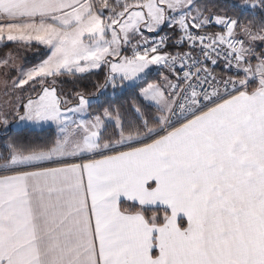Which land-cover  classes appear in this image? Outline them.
I'll use <instances>...</instances> for the list:
<instances>
[{"label":"snow or ice","instance_id":"1","mask_svg":"<svg viewBox=\"0 0 264 264\" xmlns=\"http://www.w3.org/2000/svg\"><path fill=\"white\" fill-rule=\"evenodd\" d=\"M0 46V128L55 126L0 151V264H264V0H0Z\"/></svg>","mask_w":264,"mask_h":264},{"label":"trees","instance_id":"2","mask_svg":"<svg viewBox=\"0 0 264 264\" xmlns=\"http://www.w3.org/2000/svg\"><path fill=\"white\" fill-rule=\"evenodd\" d=\"M210 3L223 5L229 0H209ZM231 15V13H229ZM8 48H4L6 51ZM40 59V55L38 57L31 56L30 58H25V62L23 63L22 67L28 68L33 66L35 63H38ZM104 76L103 73L98 74L97 76H93L90 80L82 81L83 85H87L89 92H94L95 89L92 87L97 81L103 82ZM150 80L152 81V74H150ZM66 90H70L72 88V84L69 81L64 85ZM109 90V89H108ZM107 98L115 102L116 105H123L125 108L128 106L130 102L129 98L122 93L115 94L114 96H110L107 94ZM54 134V130L50 128H46L42 131H32L27 128H21V130H13L9 129L7 133L2 134L0 132V151H3L4 146L8 143L11 139H17L23 143H31V142H43L52 137Z\"/></svg>","mask_w":264,"mask_h":264},{"label":"rangeland","instance_id":"3","mask_svg":"<svg viewBox=\"0 0 264 264\" xmlns=\"http://www.w3.org/2000/svg\"><path fill=\"white\" fill-rule=\"evenodd\" d=\"M9 55L14 56L17 67H21V65L23 63V58H30L31 56L38 57L40 55V53L34 48L25 49V48H17L15 46L10 47L6 51H4V47L0 46V61H3ZM17 60H18V62H17ZM19 60H20V62H19ZM154 74H157V73L155 72ZM156 78H157V80L160 78L159 74H158V76ZM0 84H3V83H0ZM9 85H10V87H8V89L11 88V81L8 82L7 86H9ZM107 94L110 95V96H114L112 94V89L111 88H109V90L107 91ZM116 94H119V92L116 93ZM11 99H12V96H11L10 92L6 91V89L5 90L4 89H0V104H3L5 102H7V101H10ZM17 124H18V122H11L10 129L21 130V128H26L23 125H20L18 127ZM46 128H48V127L45 126V128L43 130H45ZM50 129L55 131V126H52V128H50ZM37 131H42V130H37ZM0 132L2 134L7 133L3 128H0Z\"/></svg>","mask_w":264,"mask_h":264},{"label":"crops","instance_id":"4","mask_svg":"<svg viewBox=\"0 0 264 264\" xmlns=\"http://www.w3.org/2000/svg\"><path fill=\"white\" fill-rule=\"evenodd\" d=\"M170 34V33H169ZM35 49V48H34ZM25 58H23V63H24V60ZM17 62H18V60H17ZM19 62H20V60H19ZM23 63H22V65H23ZM22 65H21V67H22ZM155 73V71H153L152 73H150V74H152V78H153V80L152 81H156L157 80V76H158V73L157 74H154ZM15 74H13V76H14ZM0 79H2V78H0ZM0 83H2V82H0ZM7 87H10V85L9 86H7ZM0 89H6V87H5V85L4 84H0Z\"/></svg>","mask_w":264,"mask_h":264},{"label":"built area","instance_id":"5","mask_svg":"<svg viewBox=\"0 0 264 264\" xmlns=\"http://www.w3.org/2000/svg\"><path fill=\"white\" fill-rule=\"evenodd\" d=\"M165 33L164 32H161L159 35L160 36H163ZM157 39L159 38V37H156Z\"/></svg>","mask_w":264,"mask_h":264}]
</instances>
